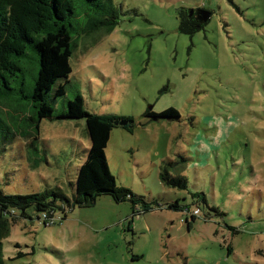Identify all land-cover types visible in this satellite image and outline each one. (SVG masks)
I'll return each instance as SVG.
<instances>
[{"label": "rangeland", "instance_id": "obj_1", "mask_svg": "<svg viewBox=\"0 0 264 264\" xmlns=\"http://www.w3.org/2000/svg\"><path fill=\"white\" fill-rule=\"evenodd\" d=\"M113 4L112 29L78 36L72 71L59 81L64 94L45 95L54 110L40 120L33 146L20 134L32 115L23 97L37 61L30 50L23 87L0 101V190L60 188L71 196L89 139L83 118L57 114L80 92L88 112L133 118L132 132L112 128L106 160L117 185L161 206L130 221L129 201L102 194L92 206L66 208L64 219L57 210L46 224L32 213L3 239L4 264H264V0ZM181 8L212 13L189 36L178 31ZM85 17L77 14L73 26ZM169 107L173 119L143 115ZM176 153L188 157L186 189L158 177L161 160ZM175 199L199 207L190 228L182 211L165 207Z\"/></svg>", "mask_w": 264, "mask_h": 264}, {"label": "trees", "instance_id": "obj_2", "mask_svg": "<svg viewBox=\"0 0 264 264\" xmlns=\"http://www.w3.org/2000/svg\"><path fill=\"white\" fill-rule=\"evenodd\" d=\"M77 14L86 16L85 23L79 28H75L71 21L77 18ZM116 21L117 8L113 0H0V101L7 95V90L12 92L23 87L31 70L26 57L29 53L32 55L31 51L37 55V61L32 66L30 93L23 95L32 108L29 122L20 127V134L27 141L26 145H34L39 137L40 120L50 117L54 110L45 100V95L51 90L55 97L64 94V84L59 81L67 79L72 71L70 58L78 36L88 35L100 26L110 30ZM206 22L200 23L183 8L178 12V31L189 36L202 29ZM143 115L156 120L173 119L178 113L169 107L159 113L146 109ZM57 116L83 118L84 134L89 139L85 158L77 170L74 191L69 196L60 188L30 193H6L0 190V264H4L2 241L9 235L12 223L17 219L32 220V213L36 219H41L46 224L57 210H61V219H64L66 208L72 209L75 205L92 206L102 194L109 195L117 202L129 201L130 221L135 215L161 206L156 200H145L128 187L117 185L110 172L105 156L110 132L116 126L132 132L134 121L131 116L88 112L84 108L80 92H76L68 100L67 108ZM123 119L128 120V123L120 124ZM28 155L30 159L32 152L28 151ZM187 161L188 157L180 153L162 159L158 166L159 180L169 188L186 189L184 171ZM199 195L204 202L203 193H192L193 197ZM165 207L182 211L189 228L200 213L198 206L193 208L182 204L179 199L165 203ZM227 247L229 253L231 249ZM21 255L22 252H18L16 257Z\"/></svg>", "mask_w": 264, "mask_h": 264}, {"label": "water", "instance_id": "obj_3", "mask_svg": "<svg viewBox=\"0 0 264 264\" xmlns=\"http://www.w3.org/2000/svg\"><path fill=\"white\" fill-rule=\"evenodd\" d=\"M188 15H193L194 17L200 22V23H204L208 20L209 16H210V11L204 8H189L187 11ZM128 123V120H121L120 124L125 125Z\"/></svg>", "mask_w": 264, "mask_h": 264}, {"label": "flooded vegetation", "instance_id": "obj_4", "mask_svg": "<svg viewBox=\"0 0 264 264\" xmlns=\"http://www.w3.org/2000/svg\"><path fill=\"white\" fill-rule=\"evenodd\" d=\"M194 15V14H193Z\"/></svg>", "mask_w": 264, "mask_h": 264}]
</instances>
